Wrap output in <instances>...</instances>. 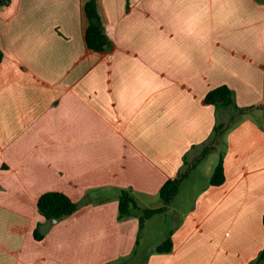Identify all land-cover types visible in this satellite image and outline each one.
Returning a JSON list of instances; mask_svg holds the SVG:
<instances>
[{"label":"crops","instance_id":"crops-1","mask_svg":"<svg viewBox=\"0 0 264 264\" xmlns=\"http://www.w3.org/2000/svg\"><path fill=\"white\" fill-rule=\"evenodd\" d=\"M85 2L0 1V264H253L264 248V0H97L104 53L85 43ZM220 85L250 111L165 211L141 230V209L119 218L122 189L160 206L163 183L235 111L206 101ZM49 190L77 209L46 219L37 200ZM167 237L172 249L156 251Z\"/></svg>","mask_w":264,"mask_h":264},{"label":"trees","instance_id":"trees-1","mask_svg":"<svg viewBox=\"0 0 264 264\" xmlns=\"http://www.w3.org/2000/svg\"><path fill=\"white\" fill-rule=\"evenodd\" d=\"M7 3L9 0H3ZM84 14L87 19V25L84 30V40L88 48L104 53L112 46V41L105 31L100 12L98 10L97 0H86L84 3ZM2 58V51L0 50V60ZM232 90L227 85H220L206 94V101L216 105L233 106L235 111L223 121H219L213 130L210 140L204 144L200 153L191 160L184 170L180 171L176 176L167 179L159 190L161 205L158 207H144L138 204L134 195L128 189H122L119 193V218H125L131 214L132 208L141 209L139 214L140 230L144 225L145 219L151 215L165 211L168 205L174 199L180 184L188 177L190 172L196 168L198 163L212 150L218 148L226 130L231 127L239 117L250 111L251 107L241 108L234 102ZM264 107V105H262ZM225 179L223 156L220 154L218 162L211 174L210 182L212 184H221ZM37 206L46 219H60L64 216L73 213L78 203L74 201L67 193L63 191L49 190L43 192L37 200ZM264 222V214H263ZM45 235L44 230L37 226L34 230L36 239H41ZM172 249V240L167 237L164 241L156 246V251L167 252ZM264 260V248L256 257L253 264H258Z\"/></svg>","mask_w":264,"mask_h":264},{"label":"rangeland","instance_id":"rangeland-1","mask_svg":"<svg viewBox=\"0 0 264 264\" xmlns=\"http://www.w3.org/2000/svg\"><path fill=\"white\" fill-rule=\"evenodd\" d=\"M0 1H1V0H0ZM181 198H182V197H181ZM150 224H152V225H149V226H148L146 233H148L150 229H151V231H152L153 228L155 227V224H154V223H150ZM157 231H159V232L162 231V228L160 227V229H157ZM157 235H158V233H156V234L154 235L156 239H157ZM154 236L151 237L152 240L154 239ZM148 238H149V237H148Z\"/></svg>","mask_w":264,"mask_h":264},{"label":"water","instance_id":"water-1","mask_svg":"<svg viewBox=\"0 0 264 264\" xmlns=\"http://www.w3.org/2000/svg\"><path fill=\"white\" fill-rule=\"evenodd\" d=\"M53 221H56V218H53Z\"/></svg>","mask_w":264,"mask_h":264}]
</instances>
